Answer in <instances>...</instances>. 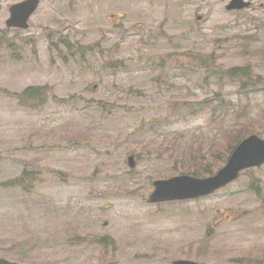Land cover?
<instances>
[{"label": "rangeland", "instance_id": "1", "mask_svg": "<svg viewBox=\"0 0 264 264\" xmlns=\"http://www.w3.org/2000/svg\"><path fill=\"white\" fill-rule=\"evenodd\" d=\"M250 1L41 0L28 29L0 33V257L264 264V164L203 198L147 202L155 179L264 138V0ZM244 66L252 86L225 76ZM28 86L49 89L44 105L17 100Z\"/></svg>", "mask_w": 264, "mask_h": 264}, {"label": "water", "instance_id": "2", "mask_svg": "<svg viewBox=\"0 0 264 264\" xmlns=\"http://www.w3.org/2000/svg\"><path fill=\"white\" fill-rule=\"evenodd\" d=\"M38 0H24L10 7L7 26L27 27V18L36 8ZM250 5L249 1L230 0L226 9H242ZM128 165L134 166L133 156L129 155ZM264 163V139L258 134H251L239 142L229 155L226 163L213 175L196 177L177 175L168 179L153 182V190L147 201L150 203L197 198L213 193L216 189L234 180L238 173L248 167L260 166ZM0 264H22L0 257ZM171 264H204L190 259H176Z\"/></svg>", "mask_w": 264, "mask_h": 264}, {"label": "trees", "instance_id": "3", "mask_svg": "<svg viewBox=\"0 0 264 264\" xmlns=\"http://www.w3.org/2000/svg\"><path fill=\"white\" fill-rule=\"evenodd\" d=\"M225 76L227 78H235L236 80L240 81L242 84H246L247 86L253 85L252 83H249V81H251L254 78V76L251 72V68L249 66L234 67L231 69H227L225 71ZM256 79H260V77L256 76ZM48 90L49 89L46 86H44V87L31 86V87L25 88L22 92L15 94V97L17 98V100L19 102H22V101L31 102L35 106L44 105V103L48 97V94L50 93V91H48ZM5 95H9V94L6 93ZM206 103H208V100H203V104L205 105ZM241 138L242 137L237 138L235 140V142L228 147L227 153L224 157V161H225L226 157L228 156V154L231 152V150L234 148V146L239 142V140ZM212 173H213V171L211 169L207 168L206 166H204L200 172L195 171V170L190 172V174L199 175V176L212 174ZM26 175H27L26 172L23 171V173L20 175L19 182H18V184L24 182V188L28 187L27 183H29V181H30ZM32 178H34V177H32ZM23 179H25V180L23 181ZM15 183L16 182H14V184Z\"/></svg>", "mask_w": 264, "mask_h": 264}, {"label": "flooded vegetation", "instance_id": "4", "mask_svg": "<svg viewBox=\"0 0 264 264\" xmlns=\"http://www.w3.org/2000/svg\"><path fill=\"white\" fill-rule=\"evenodd\" d=\"M21 0H0V14L1 12L7 14V16H0V25H2L0 27V33H3V31L5 32H10V31H19L18 28H7L5 27V23H6V19L9 16V7L11 5H13L16 2H19ZM4 25V26H3Z\"/></svg>", "mask_w": 264, "mask_h": 264}]
</instances>
